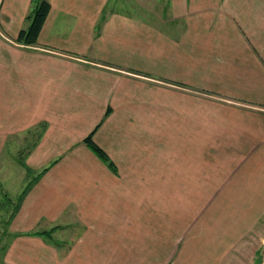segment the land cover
<instances>
[{"label":"crops","instance_id":"obj_1","mask_svg":"<svg viewBox=\"0 0 264 264\" xmlns=\"http://www.w3.org/2000/svg\"><path fill=\"white\" fill-rule=\"evenodd\" d=\"M48 1L0 0V264H264V0Z\"/></svg>","mask_w":264,"mask_h":264},{"label":"trees","instance_id":"obj_2","mask_svg":"<svg viewBox=\"0 0 264 264\" xmlns=\"http://www.w3.org/2000/svg\"><path fill=\"white\" fill-rule=\"evenodd\" d=\"M50 3L48 0H31V8L25 17V25L17 35V42L32 46L37 43L39 32L43 23L49 13ZM109 113L107 110L105 116ZM93 132L89 133L84 139L83 143L99 157L109 168L116 170L114 163L110 160L107 153L99 146L92 138Z\"/></svg>","mask_w":264,"mask_h":264},{"label":"rangeland","instance_id":"obj_3","mask_svg":"<svg viewBox=\"0 0 264 264\" xmlns=\"http://www.w3.org/2000/svg\"><path fill=\"white\" fill-rule=\"evenodd\" d=\"M0 238H1V237H0ZM2 242H3V240L1 239V240H0V244H1Z\"/></svg>","mask_w":264,"mask_h":264}]
</instances>
